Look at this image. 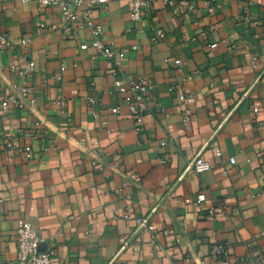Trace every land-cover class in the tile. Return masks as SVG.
Returning a JSON list of instances; mask_svg holds the SVG:
<instances>
[{
  "label": "crops",
  "instance_id": "1",
  "mask_svg": "<svg viewBox=\"0 0 264 264\" xmlns=\"http://www.w3.org/2000/svg\"><path fill=\"white\" fill-rule=\"evenodd\" d=\"M170 1L142 0L137 21L133 0L95 7L107 59L59 9L0 0V37L12 43L0 51V264H16L21 220L53 264L264 260V0H213L212 15L205 0ZM122 78L153 84L141 124L114 88ZM21 86L24 107L3 111ZM196 158L211 169L196 173Z\"/></svg>",
  "mask_w": 264,
  "mask_h": 264
},
{
  "label": "built area",
  "instance_id": "2",
  "mask_svg": "<svg viewBox=\"0 0 264 264\" xmlns=\"http://www.w3.org/2000/svg\"><path fill=\"white\" fill-rule=\"evenodd\" d=\"M109 0H40L42 6H50L59 9L68 22L79 23L81 26L89 28L94 36L93 48L96 50V54L103 56L107 59H113L115 52L112 47L106 46L102 43L98 36L102 33V27L100 25H95L92 22V10L100 5H104ZM168 3H171L170 0H165ZM205 10L208 14L212 15L214 13V1L205 0ZM144 5L142 0H133V9H132V19L137 21L140 20L141 14L140 9ZM80 7H87L85 16L82 18L77 9ZM164 34L162 30L157 31L156 41L162 40ZM28 40H22L21 44L26 46ZM235 46H231L234 48ZM12 48V43L5 37H0V51H5ZM176 64L181 65V60H176ZM120 65V62L117 63ZM35 70V63L29 61L24 69L19 70V74L24 78L28 76ZM114 88L116 91L124 95L123 101L130 108L131 114L134 118L136 124H141L143 122L144 116L150 114L154 109V104L152 100V90L153 84L148 80L141 81H132L125 78L119 79L114 83ZM20 95H4L1 100V109L6 111L9 109L10 105L16 104L19 107H24V99L28 97L30 89L25 86H21ZM180 99L187 103L188 105L192 104V98L184 94L180 95ZM120 108H114L113 113H119ZM11 133H7L5 137L10 139ZM9 151L16 150V147L12 142H9L6 147ZM216 153L220 155V151L217 150ZM120 157L117 156L118 160ZM231 164H235L236 160L231 159ZM212 167L211 163L208 161L196 158L190 168L193 169L196 173H201L206 170H210ZM206 196L204 194L198 196V202H204ZM1 203V201H0ZM218 207H224V202L218 200ZM130 216L127 214L126 219H129ZM136 222L140 230L148 228L147 221L144 218L136 219ZM17 244H18V255L16 264H53L52 252L50 251H41L40 244L41 238L39 237L37 231L32 227V225L25 220H21L17 230ZM214 253L218 255H228L229 249L224 244H219L214 249ZM236 264H264V260H260L258 253H250L246 257L237 258Z\"/></svg>",
  "mask_w": 264,
  "mask_h": 264
}]
</instances>
